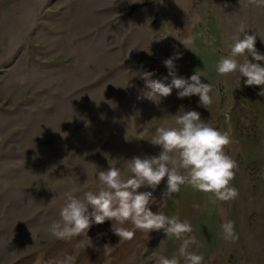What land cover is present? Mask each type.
Listing matches in <instances>:
<instances>
[{
	"label": "rangeland",
	"instance_id": "374dc122",
	"mask_svg": "<svg viewBox=\"0 0 264 264\" xmlns=\"http://www.w3.org/2000/svg\"><path fill=\"white\" fill-rule=\"evenodd\" d=\"M191 3L190 18L167 35L156 0H0V264L54 238L48 226L67 195L99 188L95 166L121 167L127 176L126 161L158 155L149 141L157 127L174 125L181 106L217 130L230 129L235 141L225 153L238 165L231 186L239 196L213 202L193 189L188 213L200 224L191 235L200 249L206 236L209 243L203 264H264V97L239 73L218 75L214 67L230 54L242 22L264 54V8L248 0ZM188 36L197 37L190 50L179 42ZM175 53L178 76L198 70L201 82L213 85V105L204 108L198 96L179 99L176 89L159 104L143 97L141 73L170 83L163 61ZM165 184L153 192L156 201ZM226 220L234 222V243L222 239Z\"/></svg>",
	"mask_w": 264,
	"mask_h": 264
},
{
	"label": "clouds",
	"instance_id": "9594fccd",
	"mask_svg": "<svg viewBox=\"0 0 264 264\" xmlns=\"http://www.w3.org/2000/svg\"><path fill=\"white\" fill-rule=\"evenodd\" d=\"M248 3L264 8V0H248ZM246 30L247 25L242 22L231 37L230 54L221 56L214 67L218 75L239 73L240 77L246 78L245 86L260 87L258 95L264 97V54L255 48L258 35L255 32L249 35ZM200 36L204 37L207 45H214V37L204 36L203 33ZM195 39L196 36H188L179 42L190 50ZM237 57L245 59L240 62ZM180 58L181 54L175 53L163 61L171 77L170 83L165 82L166 78L151 79V72L141 73L147 89L143 97L159 104L161 98L168 97L176 89L179 99L198 96L201 106L213 105L217 94L212 84L201 82L203 72L196 70L189 78L177 75L175 61ZM23 82L21 79L20 83ZM173 117L174 125L157 127L154 137L149 141L159 146V154L134 156L126 161L127 176L122 174L121 167L109 166L107 170H99L95 166L99 188L96 191H85L82 198L67 195V202L61 208L59 218L48 226L50 235L56 240L65 241L80 237L76 247L84 250L92 246L88 230L93 224L100 225L106 220L113 222L111 230L120 242L133 239L137 229L147 234L162 230L166 239L174 237L181 244L178 253L171 258L157 255L155 264H180L181 258L185 264H203L204 256L192 250L193 246L199 247L196 237L191 235L192 224L188 220L182 221L176 215L168 216L163 209L167 207V198L179 193L181 186L210 193L213 202L235 200L239 192L231 186V181L238 165L233 157L225 153V148L235 141L230 129L217 130L202 120L200 113L195 110L184 111L181 106ZM165 178V190L161 193L159 209L154 213L150 210V205L156 203L153 192ZM142 188H150L152 191H138ZM194 207L199 209V205ZM128 223L133 227H126ZM220 228L222 239L226 242L234 243L239 239L233 221H224ZM112 249L108 245L104 246L108 252ZM76 260V256L65 254L53 264H76Z\"/></svg>",
	"mask_w": 264,
	"mask_h": 264
},
{
	"label": "crops",
	"instance_id": "0c3cea01",
	"mask_svg": "<svg viewBox=\"0 0 264 264\" xmlns=\"http://www.w3.org/2000/svg\"><path fill=\"white\" fill-rule=\"evenodd\" d=\"M156 4L157 13L161 16V30L167 35L183 23V18H190L193 12L191 0H156ZM178 19H180L179 23ZM196 199V191H193L189 186H181L179 193L167 198V207L163 211L168 216L176 215L182 221L188 220L195 226V229H198L200 224L198 219H194L189 214V209L192 208ZM160 201L150 205V210L154 213L157 212ZM112 223V221L106 220L100 225L93 224L87 233L91 238L92 246L86 247L84 250L76 247L80 237L66 241L53 238L45 247L9 264H53L55 260L63 258L65 254L76 256V264H155L157 255L171 258L178 253L181 241L174 237L166 239L162 230L151 231L147 234L137 229L133 239L120 242L111 230ZM125 226L133 227L130 223ZM196 239L198 241V237ZM203 240H205L206 247L202 249H208L207 236ZM105 245L113 247L111 252L104 250ZM202 249H200V244L199 247L193 246L192 248L197 254H200ZM180 264H185L182 258Z\"/></svg>",
	"mask_w": 264,
	"mask_h": 264
}]
</instances>
